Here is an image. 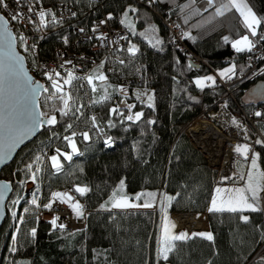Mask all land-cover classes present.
<instances>
[{
	"label": "trees",
	"instance_id": "16d2710c",
	"mask_svg": "<svg viewBox=\"0 0 264 264\" xmlns=\"http://www.w3.org/2000/svg\"><path fill=\"white\" fill-rule=\"evenodd\" d=\"M7 1L12 6L17 3ZM199 1L41 0L43 6L55 14V20L48 16L46 26L42 25L45 35L39 40L40 57H56L59 48L92 53L98 60L92 71L105 72L106 79L98 81V88L93 92L82 79L73 80L67 91L71 96L70 111L64 109L59 99L62 94L47 84L48 91L41 95V106L45 113H57L58 124L44 127L0 171L2 177L14 184L7 203V218L0 230V264H264L263 255L252 258L264 243V200L261 203L259 197V211L210 212L219 167L209 163L206 153L187 132L192 120L201 116L210 118L222 102H226L240 120H244L242 110L253 109L254 105L243 104L241 97L252 83L249 76L242 77L248 70L244 52H236L231 41L244 35L257 40L260 35L251 36L243 17L235 9L226 11L223 16L216 15V8L227 4L228 0H214L212 6L207 4L205 8L198 5ZM247 1L257 16L264 18V0ZM24 5L27 6L26 2ZM133 8L135 12L130 10ZM105 13L112 17L111 24L127 29L128 39L102 58L105 52L93 50L91 40H81L74 28L89 27ZM175 15L183 25V43L172 36L164 22L165 17ZM29 18L32 28L28 32L36 40L37 17ZM122 20L125 23H121ZM21 27L25 30L23 25ZM259 29L264 30V22ZM224 37H228L229 42L226 43ZM157 40L162 43L158 44ZM133 45L138 49L135 54L128 51ZM189 51L203 60L192 61ZM231 61L235 73L230 74L231 79L222 77L229 83L227 87L219 77L215 84L210 82L203 89L195 84V77ZM189 64L194 66L189 68ZM124 82L127 87L119 91ZM144 92L154 95V107L147 106V96L137 99V93ZM105 95L110 98L102 99ZM126 104H134L135 108L130 112ZM112 108H118L123 115L111 113ZM61 110L68 114L62 115ZM135 112L144 114L139 121L124 119ZM149 120L155 123H147ZM109 121L115 126L110 127ZM258 123L263 128L262 122ZM73 132L80 153L71 160L63 158L60 171L53 170L48 159L42 160L45 165L43 191L48 197L55 187L75 190L86 187L88 191L81 195L89 209L84 218L85 226L54 229L49 220L39 218L36 208L26 200L19 204L17 216L23 217L17 225L8 214L9 203L32 177L33 160L47 151L51 153L54 146L66 149L65 136ZM84 132L89 139L83 138ZM107 136H112V144L105 142ZM254 151L259 154L258 161L264 170V144L256 143ZM121 181L123 193L119 191ZM113 193L116 197L126 195L133 199L143 193L137 203L157 205L155 209H111ZM167 197H173L170 205ZM195 211L207 212V233L214 239L209 241L198 235L199 232L190 234L189 239L176 241L169 259L163 260L158 255L162 245L161 217L165 213ZM243 216L249 217L247 222ZM33 229L36 230L34 237Z\"/></svg>",
	"mask_w": 264,
	"mask_h": 264
},
{
	"label": "built area",
	"instance_id": "2783aa9c",
	"mask_svg": "<svg viewBox=\"0 0 264 264\" xmlns=\"http://www.w3.org/2000/svg\"><path fill=\"white\" fill-rule=\"evenodd\" d=\"M7 0H5L6 2ZM17 1V0H16ZM97 2H101L103 0H96ZM26 2L27 6L24 5V3ZM8 4V7L5 8V11L8 12L6 13L9 18H10V23L12 28L15 30V32L17 33V37H18V44L23 48V50L25 51V47L28 48L27 51H25V53L28 54L29 59L27 58L28 61V65H30V68L33 72V74H37V75H41V77H38L40 79L43 80V82L46 85L47 88V84L52 83V81H50L47 76L45 75L46 71H51V70H55L56 72L60 73L59 77H56L55 75H53L54 79H57L61 82V84H63V80L67 78V73L70 71L72 72V74L75 77H78V79H82V81H84V83L87 84L88 88L90 89L91 92L96 91L98 88V81H101L99 79H94L92 81V83L90 84L88 82V77L89 76H95L98 74H95L92 71L93 66H95L98 63L97 58L95 57V55L88 54L85 51H73L71 49H66V48H59L57 51V56L53 57V58H48V59H42L38 53V47H39V40L42 39V37L45 35V33L42 30V24L40 22L38 13L40 11H46L48 10L47 8H45L41 2V0H38V2H36L35 0H20L19 3H16L15 7L16 9L13 10L14 12L17 13H23V19L22 20H18V23L13 22V20L11 19L10 16V12L8 10V8H11L12 5L10 4V2H6ZM199 5L201 8H205L207 6V0H200ZM14 7V6H13ZM29 7L33 8L32 12H29ZM4 11V10H3ZM36 15L37 17V21H38V25H37V30L34 33V36L36 37V40L33 39V37L31 35H29L28 30H30L31 24L30 22H28V18ZM110 14L105 13L103 15H100V17H97L96 19L93 20V22L89 25V27H87L86 25H82L79 27H75L74 30L77 34H79V38L81 40H86L89 41L91 40V48L95 51H104V55H102L101 57L103 58L104 56H106L109 52H112V50L116 47H120L122 46L126 41H127V36H128V31L126 28L119 27V26H115L113 24H111L110 19H109ZM101 21H106L105 23H101ZM166 26H168V28L171 31L172 36L176 39L179 40L180 42L183 43V39H184V30H183V25H181L179 18L177 15L175 16H167L165 17L164 20ZM21 25L24 26L25 30L21 27ZM95 29V30H93ZM83 30V31H81ZM258 34L259 35H264V30L263 29H258ZM23 36L26 39V43L20 41L19 37ZM101 37H106V39L101 38ZM126 37V39H125ZM256 41V46L255 48H253V50L251 52H247L245 51L244 54V61L245 64L248 65V70L244 73H242V77H248L249 76V80H251L253 82V80H256V77L259 76H264V40H254ZM34 46V47H33ZM185 50H187L188 47H186L183 44ZM27 57V56H26ZM189 57L191 58L192 61L199 63L203 60V58L199 55H197V53L193 52V51H189ZM66 61H71V63H66ZM90 64V65H89ZM61 65H63V67H61ZM102 74L106 77V73L102 72L99 73ZM36 76V75H35ZM217 77H219L220 82L223 83L224 86H228V82H225L223 80L222 77H220L219 75H217ZM37 78V77H36ZM93 84L95 85V90H93ZM71 85H64L63 87V93L61 94H67L68 89L70 88ZM127 87V83H121L120 88L121 89H125ZM56 91V90H55ZM60 94V93H59ZM71 102V100L69 101V103ZM226 111L229 112L233 117H235L236 119H238L230 109H228V104L226 102H222V104H220L219 106V110L218 111H212V113L210 114V118H196L194 120H192L191 124L187 127V132H189L191 138L194 140V142L202 149V151H204L207 155L208 161L212 166H215V164H217L218 160L221 158V161L223 159V154H225V158L228 155V151L229 149H227L225 152L223 151V148L219 151V152H215V151H209L208 149H206V147L204 146V144H202L199 141V138L197 137L198 135L195 134V132L193 131L192 127L195 123L200 122L202 119H212L214 118V114L215 113H220L222 111ZM243 114H244V120H240L238 119L239 122L244 123V132H246L247 135V144L251 146V148H253L256 144L257 139H262L264 140V115L262 116H256L255 113L256 112H260L263 113L264 112V103L263 104H258V105H254L253 109L250 111H245L242 110ZM215 119L219 120L222 124L223 121L216 118ZM215 122V120H212ZM262 122L263 128L259 125L258 122ZM225 125H223V130L222 131L223 134L225 133V126L228 125L226 123H224ZM230 126V125H229ZM219 127V126H218ZM231 129V127H230ZM74 133V132H73ZM66 137V136H65ZM68 137H71L72 140H74V142L76 143V147H77V152L73 153L72 152V148L71 145L68 141V147L65 148H61L60 146H54L52 149L51 153H42V155H39L38 157H40V160L37 161L36 158L33 160V171L32 172H36V179L35 181L30 178L28 181H26V188L24 187V190L19 193L16 197H15V201H17V203L15 204L16 207L15 209L12 211H10V206H9V216H11L14 220H16V224L18 225L19 222L22 219V215L19 214L20 216H17L18 213V207L20 206L19 204L23 201L26 200L28 202V204L34 206L37 210V215L39 216V218L42 219H47L49 221H51L54 217L59 216L60 219L57 221V225L59 224H64L65 227H70L73 229H78L79 227H84L85 226V220L84 218L86 217V215L89 212L88 207H86L85 202L82 200L81 194L79 192H77L75 189L72 188H58L55 187L50 193V195L48 197H45V193L43 191V182H42V176H43V170L45 168V165L43 164V159H48V161H50V167L55 170V171H60L63 167V158H65V155H71V157H74V155H77L80 153V148L78 147L77 144V140L75 138V135L70 134ZM110 138L111 143L113 142L112 140V136H107L105 137V142L108 141ZM109 144V143H107ZM232 147V146H231ZM230 147V148H231ZM57 149H59V153H57ZM237 153V152H236ZM235 153V154H236ZM219 154V158L217 160H215V156ZM250 155V152H249ZM248 155V156H249ZM52 156H58L60 163L62 165L60 170H57L53 165H52V161H51V157ZM223 160V164L222 167H219V172H218V182H222V183H226L229 182L233 179H237L238 177L241 176V173H239L235 168V155L233 156V160H232V169L231 172H228L227 168L225 167V159ZM220 161V162H221ZM37 169H39L37 171ZM225 172V174H224ZM38 189V191H37ZM56 192H61V193H67L69 196H71L73 198L72 203L75 202H79L82 206H83V211H84V216L83 217H77L75 211L69 206L68 203H60L59 201H56L55 203H53L52 205V209L49 210L45 207H43V205L50 203L53 199L52 194L56 193ZM33 193L36 194V198H37V203L38 205H40L39 207H37L36 205H33L31 203L32 199H33ZM13 199V197H12ZM12 202V200H11ZM10 204V203H9ZM13 213H15V216H13ZM23 213V212H22ZM196 214V213H195ZM177 215H183L182 213H179ZM176 215V216H177ZM197 218L198 215L196 214ZM179 223V221H178ZM180 224V223H179ZM196 229V227H194ZM193 229V228H192ZM264 251V243L261 245V248L253 255V259L259 255V253H262Z\"/></svg>",
	"mask_w": 264,
	"mask_h": 264
},
{
	"label": "snow or ice",
	"instance_id": "6c2138e0",
	"mask_svg": "<svg viewBox=\"0 0 264 264\" xmlns=\"http://www.w3.org/2000/svg\"><path fill=\"white\" fill-rule=\"evenodd\" d=\"M20 0H17V3H19ZM207 3L209 6H212L214 3V0H207ZM0 6L7 8L8 5L5 2V0H0ZM232 9H235L237 12H239L240 16L243 17V23L244 26L249 30L250 34L252 37H256L258 35V29L260 28L262 22H264V18L262 17H257L256 13L253 12L252 8L248 5L247 0H228L227 4H222L219 7L216 8V15L217 16H223L225 15L226 11H231ZM131 11L135 12L136 9H130ZM33 8L29 7V12H32ZM24 14L23 13H16L13 14L11 19L12 20H22ZM40 22L42 25L46 26V20L48 16H51L53 20H55V14L52 13L50 10L48 11H40L38 13ZM112 17L109 16V19ZM30 19V18H29ZM125 20H127V13H125ZM125 20H122L121 23H125ZM0 21H3V24L0 25V42H4L7 47V52L5 53L8 61V69L12 73L13 76H23L25 83L29 85V90L31 94V103L35 102L36 97L39 95L40 91L47 92V88H43V86H40L38 82H34L31 80V77L27 75V73L24 71L23 67V60L21 57L18 56V54L15 53L14 45L16 41V37L13 36L12 32L8 30L7 25L8 21L5 20V18L0 15ZM32 23H35V21H31ZM106 21H101V23H105ZM127 27L131 28V24H127ZM95 30V29H93ZM83 31V30H81ZM106 39V37H101ZM20 41L26 43V39L23 36L19 37ZM126 39V37H125ZM225 42H229L228 37H224ZM260 40H264V35H260ZM65 42H67L65 38ZM157 43H162V41L157 40ZM231 46L236 50V52H251L253 48L256 46V41L252 40L249 38L248 35H244L240 37L239 39H236L234 41H231ZM34 47V46H33ZM28 48L25 47V51H27ZM128 51L132 54H135L138 49H136L135 45L130 47ZM66 63H71V61H66ZM123 63V62H121ZM0 65H3V61H0ZM102 66V65H101ZM194 65L189 64L188 67L191 68ZM63 67V65H61ZM235 73V65H232V67H229L223 71L220 72L221 77H227L228 79H231L230 74ZM45 75L47 78L52 81L51 87L56 90L57 93H63V87L64 85H71L72 81L75 79H78V77H75L72 72L67 73V78L63 80V84L57 79L53 78V75L56 77L60 76L59 72H56L54 69L51 71H46ZM88 82L91 84L94 79H99L101 81L105 80L106 77L102 74H98L95 76H89ZM4 81H5V75H4V70L2 67H0V95L3 94L4 92ZM207 82H211L212 84H215V78L212 76H207L203 79H196L195 84L203 89L204 87L208 86ZM35 85V86H33ZM93 90H95V85L93 84ZM119 91H124V89H118ZM106 91V89H105ZM141 96H147V101L148 104L147 106L152 108L154 107V95H149L147 92L144 93H137V99H140ZM110 97L105 95L102 97V99L107 100ZM59 99L63 101L64 109H67L70 111L69 108V101L71 100V96L68 94H62L60 95ZM99 101H97L98 103ZM143 102V101H141ZM126 107L128 110L131 112V109L135 108V105H128L126 104ZM25 111L27 114V119L23 123L22 126L17 127L14 122L10 123H5V118L3 116H0V133H6L7 135V143L5 144L2 140H0V163H4L10 156L12 151L20 144L23 142V140L32 134L35 133L36 130L39 128L43 127L45 124L47 125H54L57 123L56 116H50L47 119H41L42 117H45L46 114L44 112H36V111H31L28 109L27 105L25 107ZM62 111V115H67L68 111ZM111 113L113 114H120L123 115L122 112H119L118 108H112ZM143 112H135L133 114H129L124 119L127 121H139L143 117ZM256 116H261L262 113L256 112ZM94 126L95 125V117L92 118ZM147 123L152 124L155 123V121H147ZM233 124H237V121L233 119L232 121ZM109 126L114 127L115 125L109 121ZM239 127V125L237 124ZM69 128H71V124L68 125ZM75 135V133H73ZM85 140L89 139V135L87 132H84L81 134ZM71 145L72 152L75 153L77 152V147L76 143L74 140H72L71 137H65ZM106 143H111V140L109 138ZM257 144H264V141L257 140ZM57 153H59V149L56 150ZM235 151L239 154H242L245 158L248 157L249 152L252 151V148L248 144H243V145H237L235 148ZM71 155H65V159L71 160ZM259 159V154L254 153L253 158L251 160V168L253 170L258 169V164L257 160ZM36 160L39 161L40 157H36ZM52 165L57 169L60 170L62 165L60 163V160L58 156H52L51 157ZM28 170L31 171L32 165L29 164ZM39 169H37L38 171ZM34 181L36 179V172H32V177ZM243 178V177H241ZM0 204H2V201L4 199V192L10 189V186L8 184L0 185ZM124 189V183L121 181L119 191L123 193ZM38 191V189H37ZM76 191L79 192L81 195L86 193L88 189L86 187H78L76 188ZM217 193L225 192V193H231L227 197V199L221 198L219 201L214 199L212 201V205L209 208L210 212H243L245 210H250V211H259L260 209L258 208V203H259V193L261 191H264V172H259V171H253L250 172L247 176V184L245 188H240V189H217ZM145 195L143 193L137 194L134 199L139 201L141 199V196ZM150 196H154V194H147ZM52 201L50 203H47L43 205V207L51 210L53 203L56 201H59L60 203H68L69 206L75 211L77 217H83L84 216V211H83V206L79 202L72 203L73 198L69 196L67 193H61V192H56L52 194ZM116 193H113V201H112V207L115 208H135V207H152L153 205L151 203L145 202L143 205H139L136 203H130V200L133 199L131 197H128L126 195H121L119 199H116ZM173 197H167V201L169 205L171 204ZM13 203H17V201H13ZM33 205H36L39 207L37 203V198L36 194L33 193V199L31 201ZM103 207V206H102ZM24 211H28V209H24ZM13 216H15V213H13ZM60 219L59 216L54 217L49 223L53 226L55 229L56 227L59 228H64V224H59L57 225V221ZM242 219L247 222L249 217L243 216ZM172 228L175 227L174 224L171 225ZM31 235L34 237L36 235V230L33 229L31 232ZM197 235V234H193ZM203 238H206L209 241H212L214 239L213 235L211 233H199ZM264 238V237H262ZM189 239V234L187 232H182L179 234H171L169 231L168 224L166 223L163 227V241L160 249L158 250V255L163 259V260H168L169 259V254L174 251L176 244V241H185ZM15 251V249H13ZM261 261H264V257H261Z\"/></svg>",
	"mask_w": 264,
	"mask_h": 264
},
{
	"label": "water",
	"instance_id": "95a60500",
	"mask_svg": "<svg viewBox=\"0 0 264 264\" xmlns=\"http://www.w3.org/2000/svg\"><path fill=\"white\" fill-rule=\"evenodd\" d=\"M0 15H2L5 18V20L8 21L7 28L9 31L12 32L13 36L16 37L14 49H15V53L18 54V56L21 57L23 60L24 71L27 73L29 77H31L32 81L38 82L40 86H43V88H46V85L43 82V80L40 78H36V76L33 74L30 68V65H28L27 57L21 51L20 45L18 44L17 33L11 26L9 16L6 14V12L2 11L1 8H0ZM2 24H3V21H0V25ZM6 52H7L6 44L4 42H0V61H3V65H0V67L3 68L4 75H5L4 92L2 95H0V116H3L5 118L6 124L10 122H14L17 127H20L23 125V123L27 119V114L25 111L26 105L28 109L31 111L44 112V109L41 106V98H42L41 95L44 91H40L34 103L30 102L31 94L29 90V85L25 83V80L22 75L21 76L12 75V73L10 72L7 66L8 61L5 55ZM241 97H242L243 104H246V105L263 104L264 103V77L254 80L249 85V87L243 91V94L241 95ZM45 114L46 116L42 117L41 119H47L48 117L55 115L57 119V123L54 125L45 124L43 127L36 130L34 134L27 136L23 140V142L20 143L12 151L11 156L4 163H0V171L5 165L10 164V161H12L19 153L20 148L30 143L32 139H34L36 136H38L41 133L42 130H44V127L51 128V127H55L58 124L59 117L57 113L52 112L51 114H48V113H45ZM0 140H2L5 144L7 143L6 133H0ZM4 184H8L10 186V189L4 192V199L2 201V204H0V230L2 228L1 227L2 223L7 218V210H8L7 203H8L9 198L11 197V193L14 188V184L12 180L4 178L0 174V185H4ZM186 213L195 214L193 212H184L182 214H186Z\"/></svg>",
	"mask_w": 264,
	"mask_h": 264
},
{
	"label": "rangeland",
	"instance_id": "374dc122",
	"mask_svg": "<svg viewBox=\"0 0 264 264\" xmlns=\"http://www.w3.org/2000/svg\"><path fill=\"white\" fill-rule=\"evenodd\" d=\"M6 2H8V1H6ZM247 3H248V1H247ZM8 5V4H7ZM198 5H199V3H198ZM248 5L251 7V5L248 3ZM200 6V5H199ZM0 8L2 9V11L4 10V12H6L5 11V8L4 7H2V6H0ZM252 8V7H251ZM16 9V7L14 6H12L11 8H8V10H9V12H10V16L12 17V15L13 14H16L17 12H14L13 10H15ZM252 10H253V8H252ZM253 12H255L254 10H253ZM6 13H8V12H6ZM256 13V12H255ZM257 15V14H256ZM258 17V16H257ZM13 22H16V23H18V20H13ZM242 37V36H241ZM239 39V38H238ZM236 40V39H235ZM232 65H234V62L233 61H231L230 63H226V64H224L223 66H220V67H218L216 70H212V71H210V73H208V74H205V75H199V77H195L196 79H203V78H205V77H207V76H212V77H214L215 78V80H216V78H217V75H219L220 76V72L221 71H223V70H225V69H227V68H229V67H232ZM195 79V80H196ZM46 83V82H45ZM208 83H210V82H207V84ZM218 110H219V108H218ZM218 110H214V111H218ZM222 114V112H220V113H217V114H215V116H219V115H221ZM201 117H203V116H201ZM211 117V116H210ZM200 118V117H199ZM203 118H205V117H203ZM215 119V117L214 118H212V119H209V120H206V119H202V121H208V122H210L213 126H214V128H217V130L215 131V132H219L220 134H221V136H222V138H224L225 139V137H224V135L221 133V131H219V129H218V127H217V125L219 126V128L221 129V130H223L222 128H223V125H225L224 123L222 124L219 120H217V119H215V122L214 121H212V120H214ZM234 118L231 116V120H233ZM236 119V118H235ZM234 119V120H235ZM244 119V118H243ZM235 121H237V124L239 125V122H238V119H236ZM243 121V120H242ZM241 123V122H240ZM191 124V123H190ZM189 124V125H190ZM196 124V123H195ZM243 126H244V123H241ZM188 125V126H189ZM194 126V125H193ZM230 127L232 128V129H234V130H236L237 131V129L235 128V127H233V126H229V125H226L225 126V135L227 136V135H229V137H230V135L232 134V132H233V130H231L230 129ZM195 132V134L196 135H198L199 133L197 132V131H194ZM232 136V135H231ZM198 137V136H197ZM224 141V148H223V151L222 152H225L227 149H230V147L232 146V142L231 141H229L228 139L227 140H222L221 142H223ZM207 147H210V145H206ZM254 153H257V151H254V147L252 148V151L250 152V155L247 157V158H245L242 154H239V153H236L235 154V161L234 162H236L235 163V165H234V168L239 172V173H241V176L240 177H238L237 179L235 178V179H233V180H231V181H229V182H226V183H222V182H218L217 184H215L216 186H215V189H214V192H213V197H212V199H211V205H212V201L214 200V199H216V200H220L221 199V193H217V189H226V187H227V189H240V188H245L246 187V184H247V176H248V174L250 173V172H253V171H259V172H264V170H263V168H262V166L260 165V163H259V161L257 160V164H258V169L257 170H253L252 168H251V160H252V158H253V154ZM224 158H225V154H223V159H222V161H221V158L218 160V162H217V164H215V166H218V167H222V164H223V160H224ZM227 158V157H226ZM238 158V159H237ZM221 161V162H220ZM241 177H243V178H241ZM227 184V185H226ZM26 186H27V184H26ZM26 186H25V188H26ZM220 195V196H219ZM223 195H224V199H227V197L229 196V195H231V193H225V192H223ZM263 196H264V191H261L260 193H259V197L261 198V203H263ZM16 197V196H15ZM15 197H13V199H12V202H10V204H9V206H10V211H12V209L14 210L15 209V207H16V203L14 204L13 203V201H15ZM121 197V195H119V197H116V199H119ZM130 203H136V204H139V203H137V201L135 200V199H131L130 200ZM144 203H141V204H139V205H143ZM152 207H148V208H153V209H155L156 208V203H152ZM142 207V206H141ZM141 207H139V208H141ZM109 208H113V209H115V210H120V209H124V210H128V209H130V208H115V207H112V203L109 205ZM136 208V207H135ZM193 213H196L197 215H198V217L199 218H197V216H196V214H192V213H186V214H183V215H177V214H179V212L178 213H173V214H168V213H165V214H163V216L161 217V225H160V229H159V231H160V234H161V239H162V241H163V227H164V225L167 223L168 224V227H169V231H170V233L171 234H179V233H182V232H187L189 235L190 234H193V233H196V232H199V233H207L208 231H209V218L207 217V212H202V213H198V212H193ZM177 215V216H176ZM178 221H179V223H178ZM206 221H207V223H208V226L206 227ZM172 224H174L175 225V227L174 228H172L171 227V225ZM194 227H196V229L194 228ZM193 228V229H192ZM263 255V257H264V251L262 252V253H259V256H262ZM165 264H168V263H165Z\"/></svg>",
	"mask_w": 264,
	"mask_h": 264
},
{
	"label": "bare ground",
	"instance_id": "6f19581e",
	"mask_svg": "<svg viewBox=\"0 0 264 264\" xmlns=\"http://www.w3.org/2000/svg\"><path fill=\"white\" fill-rule=\"evenodd\" d=\"M217 114V113H215ZM214 114V116H215ZM231 114L229 112L226 111H222V114L219 116H215L216 118L220 119L223 121V123H226L230 126H233L237 129L234 130L231 128V130H233L232 132V136L230 135H224L225 139L222 138L221 134L219 132H215L217 130V128H214V126L208 122V121H200L196 124H194V126L192 127V129L194 131H197L199 133L198 138L199 141L204 144V146L206 147V149H208L209 151H215V152H219L223 146H224V141L221 142L222 140H229L232 142V147L229 149V153L226 156L227 158H225V167L227 168L228 172H231L232 169V160H233V156L235 155L236 151L235 148L237 145H243V144H247V135L246 132H244V126L239 122V127L237 126V124H233L231 120ZM233 117V116H232ZM235 119V117H233ZM215 120V119H214ZM236 120V119H235ZM218 127V125H217ZM219 129V127H218ZM215 130V131H214ZM220 131V129H219ZM206 145H210V147H207ZM219 158V154L215 156V160H217ZM225 174V172H224Z\"/></svg>",
	"mask_w": 264,
	"mask_h": 264
},
{
	"label": "crops",
	"instance_id": "0c3cea01",
	"mask_svg": "<svg viewBox=\"0 0 264 264\" xmlns=\"http://www.w3.org/2000/svg\"><path fill=\"white\" fill-rule=\"evenodd\" d=\"M227 185V184H226ZM226 189H227V187H226ZM221 195V196H220ZM219 196L221 197V198H224V195H223V192H221V194H220ZM209 207H211V202H210V204H209ZM136 208H139V207H136ZM145 208V207H144ZM208 226V223H207V221H206V227Z\"/></svg>",
	"mask_w": 264,
	"mask_h": 264
}]
</instances>
